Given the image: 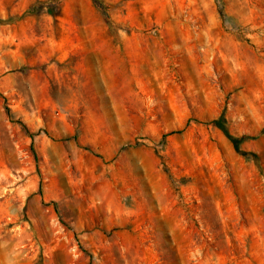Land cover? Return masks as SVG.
<instances>
[{
	"label": "rangeland",
	"instance_id": "obj_1",
	"mask_svg": "<svg viewBox=\"0 0 264 264\" xmlns=\"http://www.w3.org/2000/svg\"><path fill=\"white\" fill-rule=\"evenodd\" d=\"M105 4L0 0V264H264V0Z\"/></svg>",
	"mask_w": 264,
	"mask_h": 264
},
{
	"label": "trees",
	"instance_id": "obj_2",
	"mask_svg": "<svg viewBox=\"0 0 264 264\" xmlns=\"http://www.w3.org/2000/svg\"><path fill=\"white\" fill-rule=\"evenodd\" d=\"M92 2L100 9L102 8V11L105 14L107 13V6L105 4V0H92ZM6 108L9 112V107H6ZM211 122L215 126H217L220 130L223 131V133L228 137L230 142L233 144L235 151L239 155L252 160L257 166L258 170L260 172H263V167L260 161L259 154L254 150H248V149L243 148L242 146L245 140L252 138L253 136L248 135V134H242V135L233 134L228 128V123H227V119L225 116V110H223L222 113L217 118L211 120ZM23 126L24 128H26L25 124H23ZM159 156L162 159V164L164 165L165 171L167 172L168 175H171L162 155H159Z\"/></svg>",
	"mask_w": 264,
	"mask_h": 264
}]
</instances>
